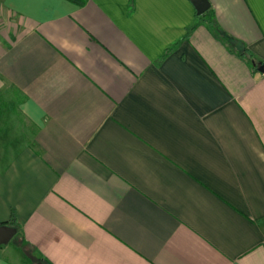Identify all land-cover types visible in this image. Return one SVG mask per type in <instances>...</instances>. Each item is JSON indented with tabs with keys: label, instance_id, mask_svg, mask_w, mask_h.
Returning <instances> with one entry per match:
<instances>
[{
	"label": "crops",
	"instance_id": "0c3cea01",
	"mask_svg": "<svg viewBox=\"0 0 264 264\" xmlns=\"http://www.w3.org/2000/svg\"><path fill=\"white\" fill-rule=\"evenodd\" d=\"M210 2L264 61V0ZM196 19L0 0V264H264V72Z\"/></svg>",
	"mask_w": 264,
	"mask_h": 264
},
{
	"label": "trees",
	"instance_id": "16d2710c",
	"mask_svg": "<svg viewBox=\"0 0 264 264\" xmlns=\"http://www.w3.org/2000/svg\"><path fill=\"white\" fill-rule=\"evenodd\" d=\"M76 1L77 2H83L85 0H76ZM201 22H206L208 24V26L210 27V29L212 30V32L217 37H219L220 39H222L224 41V43H226V45L231 50H235L239 55H241L243 58H245L251 64L252 67L257 68V65H258L259 62H264L263 60H261L260 58H258L250 49H248V47L242 41H240L236 37L230 35L229 33H227L221 27V25L217 22V20L215 18L214 10L211 7L209 9H207L206 11H204L203 13H197V19H196V21L187 29V32L182 37V39L189 37L190 34H191V32ZM182 39L177 40L176 42H174V44L171 45L165 51V53L162 55V57H164L165 54H167L173 48H175ZM12 218H14V217H12ZM8 223L11 224V225H15L16 227L19 226V225H17L15 223L14 219H12Z\"/></svg>",
	"mask_w": 264,
	"mask_h": 264
},
{
	"label": "water",
	"instance_id": "95a60500",
	"mask_svg": "<svg viewBox=\"0 0 264 264\" xmlns=\"http://www.w3.org/2000/svg\"><path fill=\"white\" fill-rule=\"evenodd\" d=\"M196 8L197 13H203L210 8V0H191ZM260 71L264 72V62L257 65ZM17 227L7 223L0 224V244L8 243L16 234Z\"/></svg>",
	"mask_w": 264,
	"mask_h": 264
},
{
	"label": "rangeland",
	"instance_id": "374dc122",
	"mask_svg": "<svg viewBox=\"0 0 264 264\" xmlns=\"http://www.w3.org/2000/svg\"><path fill=\"white\" fill-rule=\"evenodd\" d=\"M18 237H20V236H18ZM17 239L18 238H15L13 240L14 242H11V243L12 244L16 243V241H18ZM26 248H27V250L29 252V257L32 258V259H34L37 264H46V262H44L42 259H40L39 256L34 252V250L32 249V247H30V246L27 245Z\"/></svg>",
	"mask_w": 264,
	"mask_h": 264
}]
</instances>
